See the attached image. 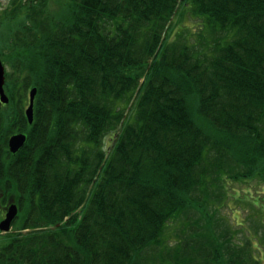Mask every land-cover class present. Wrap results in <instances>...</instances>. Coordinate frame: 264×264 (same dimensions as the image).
<instances>
[{
	"label": "trees",
	"instance_id": "obj_1",
	"mask_svg": "<svg viewBox=\"0 0 264 264\" xmlns=\"http://www.w3.org/2000/svg\"><path fill=\"white\" fill-rule=\"evenodd\" d=\"M187 2L197 43L169 32ZM0 56L17 108L0 129L27 133L16 154L1 138L19 211L0 264H264L201 209L225 176L264 179V0H10ZM179 219V249H159Z\"/></svg>",
	"mask_w": 264,
	"mask_h": 264
},
{
	"label": "rangeland",
	"instance_id": "obj_2",
	"mask_svg": "<svg viewBox=\"0 0 264 264\" xmlns=\"http://www.w3.org/2000/svg\"><path fill=\"white\" fill-rule=\"evenodd\" d=\"M10 0H0V11H4L5 7L9 4ZM54 0H52L53 2ZM51 8H55V5L52 4ZM203 18L198 17L193 14L192 6L190 3L182 5L179 7L177 13L173 16L172 21L169 24V32L172 38L176 37L178 33L183 34L184 37L191 43L198 42V34L201 33L204 29L203 27ZM206 33V31H205ZM6 65V64H5ZM9 67L6 65V70ZM29 90V89H28ZM28 98V91H27ZM28 101V99H27ZM27 101L26 104L27 105ZM135 102L133 101L128 108V115L131 116L134 112ZM16 105H5L3 110H16ZM25 109V107H24ZM128 118V117H127ZM132 117H129L131 119ZM1 119V118H0ZM11 129L4 126L0 129V143L1 138H8L10 135ZM113 136L114 133L107 134L105 138V148L109 151L112 150L113 145ZM225 195L222 196V199L211 201L209 205L202 207L203 212L207 211L211 216V220L215 219L213 222L216 223L218 219L212 215V212L221 216L219 219L223 222V229L234 231L235 240L237 242H243L246 237H255L257 247L260 250L256 251V256L259 255L262 257L264 262V227L259 225L264 218V179H261L259 176L254 177L253 179H239L238 177L230 178L225 176V179L221 185ZM258 198V204H254L253 200ZM256 199V200H258ZM7 201V203H6ZM15 202L14 197H9L3 201V196L0 195V222L5 218V214L10 204ZM5 203V204H3ZM209 203V202H208ZM215 210V211H214ZM19 211V210H18ZM218 218V217H217ZM183 220H171L167 223L163 230V239L166 242L165 245L158 247L159 249L165 248H175L178 250L179 241V232ZM185 224V223H184ZM257 227L255 228V226ZM15 225L12 223L10 230L3 231L0 229V242L9 240L13 234V231H17ZM185 227V226H184ZM220 231L216 232L213 229L214 235H220ZM239 232V233H237ZM161 264H164L161 262Z\"/></svg>",
	"mask_w": 264,
	"mask_h": 264
},
{
	"label": "water",
	"instance_id": "obj_3",
	"mask_svg": "<svg viewBox=\"0 0 264 264\" xmlns=\"http://www.w3.org/2000/svg\"><path fill=\"white\" fill-rule=\"evenodd\" d=\"M4 83H5V66L0 58V109L2 103H7L9 101V97L7 96L4 90ZM36 92H37V88L33 87L30 91L29 106L26 109V115L30 123L33 122V117H34V99ZM26 139H27V135L25 133L13 134L9 140L10 150L13 153H16L24 145ZM17 212H18L17 204L16 203L10 204L6 212L5 218L0 222L1 230L8 231L11 228L12 221L15 218Z\"/></svg>",
	"mask_w": 264,
	"mask_h": 264
}]
</instances>
